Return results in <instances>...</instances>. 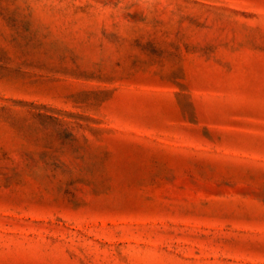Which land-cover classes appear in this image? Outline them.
<instances>
[{
  "label": "rangeland",
  "instance_id": "rangeland-1",
  "mask_svg": "<svg viewBox=\"0 0 264 264\" xmlns=\"http://www.w3.org/2000/svg\"><path fill=\"white\" fill-rule=\"evenodd\" d=\"M0 264H264V0H0Z\"/></svg>",
  "mask_w": 264,
  "mask_h": 264
}]
</instances>
